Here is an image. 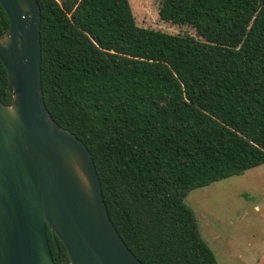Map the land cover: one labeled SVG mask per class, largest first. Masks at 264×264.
<instances>
[{"label": "trees", "instance_id": "1", "mask_svg": "<svg viewBox=\"0 0 264 264\" xmlns=\"http://www.w3.org/2000/svg\"><path fill=\"white\" fill-rule=\"evenodd\" d=\"M37 2L44 103L89 149L126 245L144 264H217L184 198L264 163V0L159 1L196 36L138 26L129 0Z\"/></svg>", "mask_w": 264, "mask_h": 264}, {"label": "water", "instance_id": "2", "mask_svg": "<svg viewBox=\"0 0 264 264\" xmlns=\"http://www.w3.org/2000/svg\"><path fill=\"white\" fill-rule=\"evenodd\" d=\"M0 5L9 92L0 100V264H55L47 227L69 264H144L108 214L89 149L46 108L37 0Z\"/></svg>", "mask_w": 264, "mask_h": 264}, {"label": "rangeland", "instance_id": "3", "mask_svg": "<svg viewBox=\"0 0 264 264\" xmlns=\"http://www.w3.org/2000/svg\"><path fill=\"white\" fill-rule=\"evenodd\" d=\"M160 0H129L138 26L196 36L187 24L159 18ZM184 202L217 264H264V163L197 187Z\"/></svg>", "mask_w": 264, "mask_h": 264}]
</instances>
